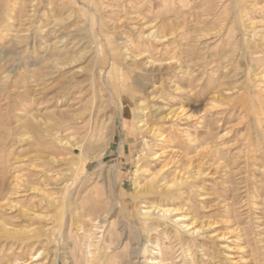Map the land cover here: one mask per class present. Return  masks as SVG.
Masks as SVG:
<instances>
[{
  "label": "rangeland",
  "instance_id": "rangeland-1",
  "mask_svg": "<svg viewBox=\"0 0 264 264\" xmlns=\"http://www.w3.org/2000/svg\"><path fill=\"white\" fill-rule=\"evenodd\" d=\"M86 3L87 0H0V156L8 150L19 156L20 175L19 192L11 195L15 207L1 214L29 237L26 241L16 240L0 228V256L4 249L12 246L16 251L15 247L20 246L19 260L31 254L35 257L27 260L28 264H53L55 253L58 260L54 264H70L72 257L79 260L80 250L67 235L76 234L80 220H85L81 217L78 221L76 217L88 211L89 202L95 199L99 200V208L107 201L106 208L110 209L106 217L100 218L106 222L98 225L95 239L91 240L100 247V256L116 254L112 264H148L157 255L155 241L168 248L167 258L172 264H264V0H97L92 18L98 23L94 25L89 23ZM100 24L101 33L97 32ZM76 27L78 32H71ZM90 27L99 43L96 61L91 58ZM153 30L162 38L137 37L139 32L147 34ZM73 37L86 48L81 57L67 65V46ZM125 38L146 43L150 55L161 61L180 51L181 61L187 57L193 60L196 78L203 77L199 85L204 86L208 75L220 76L224 77L223 87L231 89L217 101L220 107L204 110L208 95L187 100L181 94L180 99L170 81L181 92L186 91V84L181 82V73L171 71L167 72L169 79L162 82L163 94H159L167 99L144 101L152 119L155 107L161 105L163 116L181 105L192 108L196 115L190 122L178 117L164 122L175 137V148L188 143L187 133L195 136L196 149L190 156L198 173L189 184L181 186L186 191L184 200L173 205L180 209L156 230L148 229L135 216L132 180L139 175H134V168L140 150L148 148L137 132L130 142L127 130L121 129V147L114 139L101 153L98 147L89 150L84 161V181L67 183V158L73 159L67 156V110L88 116L86 109L94 97L92 84L101 85L98 78L92 79L91 72L113 46L121 60ZM119 72H126L122 64ZM134 74L125 76V85H132ZM161 76L165 74H155L157 84ZM67 84L71 86L68 90ZM78 90L84 94L77 96ZM71 91H76L74 100L70 99ZM100 94L107 96L104 91ZM135 94L130 103L133 106L142 99L139 92ZM114 103L100 112V119L110 118L120 129L122 117L114 110ZM33 115L39 125L36 136L40 144L28 148L32 136L19 134L22 128L18 125L26 119L31 121ZM129 124L126 121V127ZM52 132H57L63 145L56 140L49 143L47 134ZM139 159L141 162L140 156ZM118 161L123 163L117 174L119 185L113 180L110 199L105 194L100 197L92 185L104 183L105 188L106 171L113 179ZM45 192L65 203L59 207L50 205ZM121 192L122 203L117 197ZM33 210L38 216L31 215ZM186 212L194 220L187 232L173 225L175 218ZM182 221L188 223L189 219ZM201 224L206 226L196 236L190 233ZM84 225L88 227L87 222ZM30 229L33 234L27 233ZM202 241L207 244V258L202 256ZM41 250L37 257L35 254Z\"/></svg>",
  "mask_w": 264,
  "mask_h": 264
},
{
  "label": "bare ground",
  "instance_id": "bare-ground-1",
  "mask_svg": "<svg viewBox=\"0 0 264 264\" xmlns=\"http://www.w3.org/2000/svg\"><path fill=\"white\" fill-rule=\"evenodd\" d=\"M86 6L89 12L88 15H90L89 23L92 22V24L94 25L97 21L96 19L95 21H93L92 13L96 12L97 10V7H98L97 0H87ZM120 21H121V18H120ZM88 25L92 26L91 24H88ZM99 28L100 29H98L97 32L101 33L102 32L101 24ZM77 30H78V27L74 28L73 31L71 32L75 33V31ZM89 31L92 34V35L88 34V37L90 36V42H91L90 45L92 46V49H93L92 51L93 55L91 58L93 59V61L94 60L96 61V59H98L99 43H97L95 36H94L95 30L93 31V29H91L90 27ZM63 37H62V40H63ZM137 37L141 40H144L146 38H151L152 40L154 39L157 40L159 38H162L156 35L155 30L150 31L147 34H145L144 32H139L137 34ZM73 38L74 40H72L71 43L69 42L70 44L67 46V65H70L76 59L81 57L83 53L82 52L83 49L85 50L86 48V46H81L82 44L79 43L80 39L78 38L76 39L75 37ZM103 40L106 41V43L108 42V40L105 39V37L103 38ZM137 42L134 43L133 40L125 38L124 44L126 46L124 47V50H123L124 53L120 55L122 57L121 59L122 61L119 59V55H117L118 51L113 46L108 49L107 56L103 58L104 61H102V63L99 64L96 67V69L93 68L94 70H92L91 72L92 79L98 78V80L101 81L100 82L101 85L99 87H96L95 84H92L93 90H92L91 96H94V97H92V100L90 102V107L86 109L89 111L88 116L86 118L83 117V113H72L67 110V156L73 157V159L67 158V166H68L67 183L70 181L71 184H76L78 181L82 180V178L84 177L83 172L85 171L84 161L86 160L87 157H89V154H88L89 150L98 147V150L101 153V151L106 149L108 146L110 147V141L114 139L118 143V145L121 147L123 144L122 142L123 133L121 132V129L127 130L126 132H127L128 138H130L129 140L130 142H131V137L133 138L135 137L134 131L137 132L142 137L141 143H143L144 146H147L148 148H145V151L143 148L140 150L139 156L141 157V162L138 156L137 158L138 160L134 168V175H139V178L134 177V179L132 180L134 184V192L132 195V199H134L135 201V210H136L135 216L148 229L156 230L161 225V223L168 221L170 220V218L174 217L171 215L175 214L180 209V208L173 207V205L179 200L180 202L184 200L183 195L185 194L184 192L186 191H183L181 186L189 184L188 182H190V178L195 177V175L198 173V171L194 169V165L192 161L193 159H192V156H190L191 152L194 149H196V146L194 145L197 142L196 138H194L195 136L192 135L193 136L192 137L189 133L187 134L185 133L187 135L185 139L187 140L188 143L186 145L182 144L180 146H177V148H175L173 147L174 145H172V142L174 141L175 137L174 135L171 134L169 127H166L164 122H166V120H169L172 117H175V118L178 117L182 119V121L183 120L189 121L192 118L195 119L196 115L194 112L195 110H193L190 107H185L181 105L176 109L170 110L165 116H163L160 112V110L162 109V105H161V106L155 107V115H154V118L152 119V117H150L149 114L147 113L148 106L145 105L147 103H144V101L145 100L147 101V99H153V98H156V99L158 98L162 101L167 99L165 96L159 95V94L162 93L161 91H163L162 82L165 79L167 80L169 79L167 78L168 77L167 72L169 73L171 71L177 74L178 72L181 73L182 74L181 82H185L186 84V89H185L186 91L181 92L180 87L177 86L173 80L170 81L171 83L174 84L175 86L174 89L176 90V92H178V96L180 99L183 98L181 94H184L187 100L196 99L199 96L208 95L207 100L204 103V108H203L204 110L212 109L215 107H220L221 105L219 106L217 101L221 100L222 96L224 94H228L231 89H225L223 87L224 82L222 81V78L224 77H220V76L218 77L214 76L215 78H213V77H210L211 75L210 76L208 75V77H206V80L204 81L205 83L204 86L199 85V81L203 79V77L201 76L202 78H196L195 68L193 67L194 65L193 60L187 57L184 60V62L181 61L182 56L180 53H178L180 51H178L177 54L174 56H171L169 58L167 57L168 59H166V61H161V60L155 59L154 57L150 55L151 51L148 49L149 46L146 47V43H143L142 41H137ZM51 44H54V43H51ZM78 45L79 47L74 48L75 46H78ZM173 50L174 49L172 48V51ZM120 64H122L126 72H119ZM68 72L69 71H67V73ZM129 73H135L132 77L133 83L130 86L125 85L126 81L124 80L125 76H127V74ZM157 73L165 74V77L161 76L159 78L161 80L159 84H157V80L155 79L156 78L155 74ZM262 77L264 78V75H262ZM70 87L71 86H68L67 84V90ZM38 89L39 87H36V90ZM78 91L79 92L77 93V96L84 94L82 90H78ZM102 91L107 92V96L105 95L106 98L104 97V95L100 94ZM136 91L142 95V99H137L135 102V105L133 106L130 103H131L132 96L136 95L135 94ZM75 92L73 91L70 92L71 94L70 97H72L70 99H73V100L75 99L74 97ZM169 94L172 95V93H169ZM169 94L167 93V95ZM96 98H97V101H95ZM112 101L115 102L114 110H117L122 117V125L121 127H119L120 129L116 127L112 119L110 118H108L107 120L103 118L100 119V112L104 109H107L110 106V103ZM30 119L31 121L29 119H26L23 122L21 121L22 123H20L18 127L22 128L19 134L21 135L23 134L26 136L29 133L32 136V140H30V143H29L30 145L29 146L27 145V146L28 148L29 147L33 148V147L38 146V144H40L38 137L36 136L39 132L38 131L39 125L36 123L34 115ZM126 121L130 122L129 127H126ZM127 128H129V130ZM75 134H79V135H75ZM14 136H18V135H14ZM47 136L49 138L50 144H53V141L55 140L57 141V143H60L62 140L59 137V135H57V132L48 133ZM73 136H78V137L76 140H74ZM23 137L24 136H22V138ZM15 140L17 141V139ZM2 141L3 140H0V145L3 143ZM11 151L10 150L3 151V153H1L2 155L0 156V194H1L0 196V228H1L2 233L3 232L4 234L7 233L10 237L16 240L26 241V239H28L29 237L27 235H23L21 229L17 230L15 226H12L11 223L7 221V218L2 217V214H1V212H4V210L10 209L9 211H11V209L15 207L16 203L14 202L15 200L14 201L11 200L12 199L11 195L13 194L17 195V193L19 192L18 187H19V182H20V177H19L20 175H18L19 162L17 161L19 156L18 157L15 156V154ZM120 164L123 165V163L118 161L114 165L116 174L113 175V179L112 178L110 179V172L106 171L107 173L106 176H108V178L106 177L107 184L105 185V188L103 186L104 183L97 184L94 182V184L92 185L93 187H95V189L98 192L97 194H99L100 197H102L103 194H105L106 198H108L109 196V199H110L111 189L113 188L111 187V184L113 180L116 183V185H119V183L117 182V174H118V171L121 170ZM121 185L122 183L120 184V186ZM74 188H77V187H74ZM46 194L49 197L50 205L54 207H59L60 205H63L65 203L63 199H60L57 196L52 197V193H46ZM117 195H118L117 196L118 199L122 203L124 194L121 192V194L117 193ZM89 203H90L89 210L76 217V220L78 221L81 217H85L86 221L80 220L81 226L76 228L77 229L75 232L76 234L71 236L69 235L70 234L69 233L67 235V237L70 238L71 241L73 240L72 244L78 247L80 250L79 260H76L75 257H72L70 259V262L68 261V263L70 264H94L96 263L95 261L99 263V260H100L101 262L104 261V264H112L114 262L113 259H115L116 254L115 255L106 254L107 255L106 256L105 253L104 255H102L103 254L102 253L100 256L98 253L100 250V247L97 246V243H95V241L91 240V239H95L94 230H97L99 228L98 225L101 223H103L104 225V222H106L104 219L100 220V218L106 217V214L108 213V210L110 208L109 207L106 208L107 201L105 202V206L103 204L101 205L103 207H100V208L98 206L100 205L99 200L95 201V199L94 200L92 199V201ZM27 211L25 209V212ZM188 214L189 212H186L180 217L175 218L174 220L175 224L173 225L176 229L178 228L183 229V231L187 229L189 231L188 227L194 223V220L190 218ZM31 215L38 216V213L33 210L31 211ZM182 219L183 220L189 219V221L191 219V222L188 221V223H186V221H182ZM85 222H87V226H88L87 228H85V225H84ZM204 226L206 225L201 224L196 229H194L192 232L190 231V233L196 236L198 232H200L204 228ZM31 231L33 232V229L28 230L27 233L30 232L31 234H33L34 232L32 233ZM161 231H162L161 233H163L162 235H165L164 234L165 230L161 229ZM210 237L212 236H208V238ZM203 241H202L203 244L200 245L201 247H203L201 248L203 250L202 256L207 258L209 251L207 248V244ZM204 245H206V247ZM154 246L158 249L156 252L157 255L151 258L148 261V264H172L171 261L168 260L169 258L168 248L160 247L157 241L154 242ZM125 247H126L125 245H123L122 247L124 252L126 250ZM15 248H16V251L12 250V246H10L9 248H6V250L4 249L2 251L3 253L1 252L2 255L0 256V264H22V263H26L27 260H31V258L33 259L34 255L31 254L27 259L19 260L18 254L20 252L21 247L16 246ZM41 254H42V250L39 251L38 254H35V255H37L38 257ZM54 256H55V259H54V263H55V260H58V254L55 253Z\"/></svg>",
  "mask_w": 264,
  "mask_h": 264
}]
</instances>
